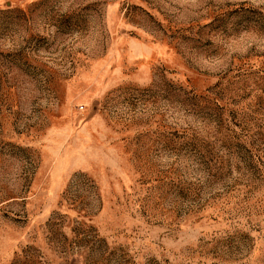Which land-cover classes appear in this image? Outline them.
<instances>
[{
  "label": "rangeland",
  "instance_id": "1",
  "mask_svg": "<svg viewBox=\"0 0 264 264\" xmlns=\"http://www.w3.org/2000/svg\"><path fill=\"white\" fill-rule=\"evenodd\" d=\"M0 264H264V0H0Z\"/></svg>",
  "mask_w": 264,
  "mask_h": 264
}]
</instances>
